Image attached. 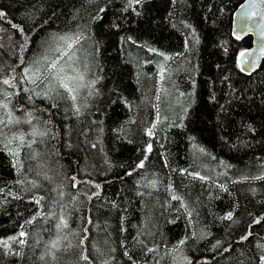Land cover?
Returning <instances> with one entry per match:
<instances>
[{"label": "trees", "instance_id": "16d2710c", "mask_svg": "<svg viewBox=\"0 0 264 264\" xmlns=\"http://www.w3.org/2000/svg\"><path fill=\"white\" fill-rule=\"evenodd\" d=\"M242 1L0 0V264H264V60L239 71ZM66 57L71 93L48 67ZM162 68L193 94L175 123Z\"/></svg>", "mask_w": 264, "mask_h": 264}, {"label": "water", "instance_id": "95a60500", "mask_svg": "<svg viewBox=\"0 0 264 264\" xmlns=\"http://www.w3.org/2000/svg\"><path fill=\"white\" fill-rule=\"evenodd\" d=\"M230 34L235 40L250 38L237 59L239 71L249 76L264 60V0H243L232 13Z\"/></svg>", "mask_w": 264, "mask_h": 264}, {"label": "rangeland", "instance_id": "374dc122", "mask_svg": "<svg viewBox=\"0 0 264 264\" xmlns=\"http://www.w3.org/2000/svg\"><path fill=\"white\" fill-rule=\"evenodd\" d=\"M85 50L83 47H79L76 51L75 58L79 57V52H83ZM78 52V53H77ZM169 59V58H167ZM56 64H58L60 67L63 68V74H69L70 73V59L69 58H62L59 60ZM186 70V64L184 65V68L181 69V72ZM87 73V72H85ZM84 73V74H85ZM158 73V72H157ZM72 76L73 72H71ZM166 71V69L162 68L158 74H156L157 83H160V93L157 95V102H158V114L157 116L162 119H167V122L175 123L180 119L178 116L175 118V112L179 109H182L184 107H188L190 103L193 101V94L191 92L186 91H178L173 92V76ZM186 79V78H185ZM47 89L46 91H49ZM177 95V97H176ZM180 103V105H179ZM160 112V114H159ZM164 113V114H163ZM163 114V115H161ZM167 117V118H164ZM10 117H5V111L0 107V119L4 121L3 124H0L2 128L6 129V127H9L11 124H8V120ZM170 119V120H169ZM25 128L28 131L30 135H34L37 138L40 135L41 129L38 125L34 123L27 124V122H24ZM36 155V154H33ZM47 257L50 259V263H55V255L51 253H47L41 261L45 260Z\"/></svg>", "mask_w": 264, "mask_h": 264}, {"label": "snow or ice", "instance_id": "6c2138e0", "mask_svg": "<svg viewBox=\"0 0 264 264\" xmlns=\"http://www.w3.org/2000/svg\"><path fill=\"white\" fill-rule=\"evenodd\" d=\"M139 2H140V0H129V6H131L132 3H139ZM3 15H4V13L0 12V17H3ZM61 39H64V38L61 37ZM68 39L70 40L71 38H68ZM71 46L72 45L69 42L67 44V47L71 48ZM153 51H155V50L153 49ZM165 59H167V57H165ZM48 67L51 69L52 72H54L56 74L53 78L59 82L60 87H62L65 90L69 91L70 93L74 91V89L71 88L70 85L66 82V80L69 79V78H67V77H65L63 75V71L64 70H63L62 67H60L55 62H52ZM25 71L26 72H29L30 70L29 69H25ZM33 75H35V73H33ZM72 79H75V78H72ZM79 79H82V77H79ZM31 82L35 83V79H32ZM3 83L5 85H8V84H10V81L9 80H4ZM72 99H75V96L74 95L72 96ZM0 107H3L5 109H7L8 105L7 104H0ZM9 117H11V114H9ZM15 122L16 123H19V121H15ZM26 122L30 123V121H26ZM3 123H4V121L2 119H0V124H3ZM7 123L8 124H11V123H13V120L11 118H9V120H8ZM149 135H151V131H149ZM17 139H20L21 142H23V138L22 137H17ZM11 142L12 141H8L9 144ZM148 151H151V146H149ZM12 154L15 155V153H12ZM138 167H143V162H141L138 165ZM262 178H264V177H256V179H262ZM201 179H204V177H201ZM225 219H229V220L232 219V213L229 212L228 215L225 217ZM28 223H31V221H28ZM64 226L66 227L67 225L65 224ZM19 236L20 237H23V236H25V233L24 232H20L19 233ZM9 239L15 241L17 238L15 236H13V237H10ZM242 239H247V237L246 236L245 237H242ZM0 243H2L5 247H7V245H8V241L7 240L0 241ZM19 243L20 244H23L24 243V240L23 239L19 240ZM181 243H183V241H181ZM85 259H86V257H85ZM262 259H264V257H262Z\"/></svg>", "mask_w": 264, "mask_h": 264}]
</instances>
